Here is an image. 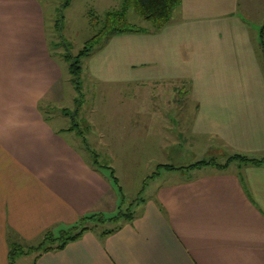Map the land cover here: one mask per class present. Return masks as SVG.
Wrapping results in <instances>:
<instances>
[{"label":"crops","instance_id":"0c3cea01","mask_svg":"<svg viewBox=\"0 0 264 264\" xmlns=\"http://www.w3.org/2000/svg\"><path fill=\"white\" fill-rule=\"evenodd\" d=\"M44 22L40 0H0V264H8L13 243L34 244L49 230L58 233L91 214L106 216L126 200L118 205L111 172L94 169L67 132L83 137L59 124V116L52 124L46 107L60 102L61 78ZM263 22L264 0H182L161 32L111 38L138 48L133 57L142 62L129 66H153L143 74L157 71L165 78L132 81L94 67L95 80L185 81L196 109L192 135L238 154L220 166L188 168L198 162L180 164L184 134L175 123L165 154L177 169L159 168L172 176L130 204L136 208L132 219L107 236L87 232L33 264H264V163L230 160L264 158ZM108 119L94 126V138L107 150L113 146ZM176 174L184 178L171 179Z\"/></svg>","mask_w":264,"mask_h":264},{"label":"rangeland","instance_id":"374dc122","mask_svg":"<svg viewBox=\"0 0 264 264\" xmlns=\"http://www.w3.org/2000/svg\"><path fill=\"white\" fill-rule=\"evenodd\" d=\"M40 2L49 48L61 78V80L58 78L60 82L57 86L58 94L61 92L60 102L57 106L46 107L49 110L47 113L54 126L58 125V119H60L59 124L66 125V128L76 123L83 133V139L69 132H67V138L83 152L88 160L93 159L89 151H95L100 155L99 160L102 164H108L115 170V176L120 180L126 199L125 204H120L121 199L117 195L118 205L120 204L124 212L136 211L135 206L134 208L130 206L134 200L148 198L152 195L155 185L164 183L167 177L172 176H167V172L160 171L161 175L155 183L149 180L155 173L160 174L159 165L175 162L170 155L165 154L170 153V146L166 145L171 141L170 130L175 123L178 124L179 131L184 134V155L180 158V164L215 161L221 165L226 164L232 155L238 154L236 151L231 152L219 146L218 140L211 137L192 135L196 109L192 107L194 104L191 102L185 81L161 84L154 81L139 84H110L94 79V67L105 72L113 70L124 74L123 77L130 78L132 81L142 77H150L151 80L165 78L157 71L148 75L143 74L145 70L148 72L153 70V66L137 65L136 68H132L133 66L128 65L130 62H135L134 65L142 62L138 56L135 59L133 57L138 50L136 46L135 48L123 47L117 42H110V39L107 42L103 41L90 57L82 60L80 76L82 100L81 108H79L80 105L74 104L73 100L80 95L75 90L69 73L70 63L65 58L69 54L76 57L86 42L96 34L91 24V17L103 19L107 13L119 10L122 0H40ZM128 20L136 26L149 27V24L141 19L134 9L129 10ZM185 104H187V115L183 114ZM63 109H66L69 115H64ZM78 111L79 115L76 117ZM181 115L184 116L183 119ZM56 116L59 118L57 119ZM144 118L147 120L146 123ZM107 119L111 126L108 139L113 144L109 150L100 147V139L94 138V135L98 137L94 133V126L99 127L98 123L103 126ZM97 143L99 145H96ZM208 145L210 149L207 148ZM245 156L249 159L258 158V156L253 157L247 154ZM103 172L110 174L107 169ZM176 177L184 178L176 174L171 179H177ZM118 212L119 209L106 216L110 218L116 216ZM110 227L107 224L104 226V228ZM40 241L25 247L37 246ZM36 256L35 253L19 256L15 264H33Z\"/></svg>","mask_w":264,"mask_h":264},{"label":"trees","instance_id":"16d2710c","mask_svg":"<svg viewBox=\"0 0 264 264\" xmlns=\"http://www.w3.org/2000/svg\"><path fill=\"white\" fill-rule=\"evenodd\" d=\"M181 4L182 0H122L121 8L119 10L107 13L103 19H100L98 17H91V24L96 31V34L86 42L84 48L76 57H74L72 54H69L65 58L70 63L69 73L72 76V81L75 85V89L78 95H80V97L76 100V104H78V106L80 105L81 107L80 101L82 99V85L80 82V76L82 74V60L84 58L90 57L96 47L101 45L103 41H109L114 36L127 33L161 32L171 22L174 12L180 8ZM130 9H134L138 16H140L141 19L149 24V27H141L131 24L128 20V12ZM260 40L264 55V27L262 28L260 33ZM64 113H66V111ZM78 113L79 111L76 112V117L79 115ZM68 131L76 132L80 137H84L82 131L79 129V126L76 123H74V125L71 126ZM92 156V166L94 167V169L99 170L100 168H105L110 170L111 180L116 186L118 194L120 195V198L123 202V200L125 199L123 189L120 186L119 180L115 176L112 169L107 165H102L97 159L96 155L93 154ZM234 159H238L242 162H251L257 165L264 163V158L256 160L249 159L245 156L236 155L230 160ZM206 165H217V163L215 161H200L194 165L189 166L188 168H198L200 166ZM158 168H164L166 170L177 169L173 165L168 164L159 165ZM139 200L142 201V199H138L135 200V202L137 203L139 202ZM132 218L133 214L129 211L124 212L122 210V207L119 208V212L116 216H112L110 218L106 217L102 213H96L82 217L81 219H79L76 225H73L68 229L60 230L58 233H54L52 230L47 231L46 233H44L40 243L37 246L25 247L21 244L13 243L9 252L8 264H15L19 256L31 255L34 253L37 254L35 258V261H37V259L45 253L65 249L70 243L80 240L84 236V234L90 231H100L102 236L110 235L121 229L123 221H128ZM106 224L107 226L110 225L111 227L104 228Z\"/></svg>","mask_w":264,"mask_h":264}]
</instances>
